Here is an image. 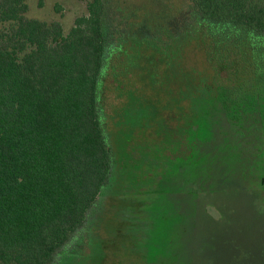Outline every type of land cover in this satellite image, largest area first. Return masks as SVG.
I'll use <instances>...</instances> for the list:
<instances>
[{"label": "trees", "instance_id": "obj_1", "mask_svg": "<svg viewBox=\"0 0 264 264\" xmlns=\"http://www.w3.org/2000/svg\"><path fill=\"white\" fill-rule=\"evenodd\" d=\"M186 1L170 30L147 32L139 49L148 53L145 66L153 59L156 66L165 40L175 59L168 99L191 145L182 163L196 200L211 194L202 182L213 178L217 140L244 141L245 148L258 140L263 151L264 0ZM27 13V0H0V264H66L107 197L116 143L125 141L119 130L109 131L105 107L108 94L120 89L118 73L110 72L112 36L120 33L112 35L109 22L117 17L104 0H91L67 34L59 22ZM188 48L201 54L203 70L185 69ZM167 69L159 76H168Z\"/></svg>", "mask_w": 264, "mask_h": 264}, {"label": "rangeland", "instance_id": "obj_2", "mask_svg": "<svg viewBox=\"0 0 264 264\" xmlns=\"http://www.w3.org/2000/svg\"><path fill=\"white\" fill-rule=\"evenodd\" d=\"M104 1L117 17L109 22L112 35L120 33L112 36L117 48L110 71L118 73L114 77L120 89L108 94L105 107L109 131L113 136L119 130L125 141L116 143L107 197L98 203L80 248L66 264H264V192L256 184L264 148L258 154V140L247 142L246 148L244 141L230 146L217 140L211 155L214 168L208 173L213 178L202 182L212 195L194 200L193 176L182 163L189 162L191 145L178 131L168 99L174 89L175 59L165 40L158 53L163 62L156 66L153 59V66L146 67L148 53L139 49L147 32L170 30L169 21L184 13L187 1ZM90 2L27 0L26 17L59 22L67 34L76 18L87 15ZM187 51L185 69L203 70L201 54ZM165 69L168 76H159ZM261 129L259 138L264 139V126ZM135 192L139 196L132 195Z\"/></svg>", "mask_w": 264, "mask_h": 264}]
</instances>
